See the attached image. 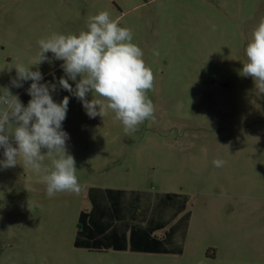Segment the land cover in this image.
<instances>
[{
    "label": "rangeland",
    "instance_id": "rangeland-1",
    "mask_svg": "<svg viewBox=\"0 0 264 264\" xmlns=\"http://www.w3.org/2000/svg\"><path fill=\"white\" fill-rule=\"evenodd\" d=\"M102 11L132 30L153 72L146 94L154 120L125 133L114 112L89 118L58 86L56 102L69 96L63 130L81 192L49 198L43 173L23 168L20 158L0 169V264H264V93L240 74L264 18V0H0V88L8 86L27 105L31 81L12 87L16 72L8 68L33 63L40 39L78 34ZM46 55L51 62L32 70L38 67L42 82H55L53 74L56 80L65 75L63 61ZM217 159L225 164L216 167ZM43 165L50 168L51 159ZM103 187L124 189L120 201L126 205L131 197L136 214L162 208L147 215L167 230L181 218L173 214L177 208L181 216L189 212L169 242L183 252L74 248L78 214L89 208L87 192L103 195ZM163 194L172 199L170 209L157 204ZM112 222L137 226L139 218Z\"/></svg>",
    "mask_w": 264,
    "mask_h": 264
},
{
    "label": "clouds",
    "instance_id": "clouds-1",
    "mask_svg": "<svg viewBox=\"0 0 264 264\" xmlns=\"http://www.w3.org/2000/svg\"><path fill=\"white\" fill-rule=\"evenodd\" d=\"M132 40L130 28L119 26L107 11H102L91 16L86 30L78 34L52 33L40 39L33 63H16L8 68L16 72L10 81L12 87L22 88L24 82L31 81L26 89L31 98L24 105L8 86L0 88V148L4 150L0 169L15 167L20 158L23 168L43 173L41 182L49 198L60 192L79 194L76 161L66 148L70 136L63 130L69 96L58 103L53 93L58 86L69 92L81 102L89 118H103L109 110L114 112L125 133L137 131L146 120H154V104L146 94L153 88V72ZM48 52L55 60L63 61L60 67L65 75L56 80L53 74L55 82H42L44 75L38 67L32 70L33 66L51 62ZM245 52L247 62L240 74L251 77L259 92L264 93V18L254 29ZM89 93L91 100L87 98ZM42 149L47 150L46 154ZM46 156L51 159L50 168L43 165ZM213 163L222 167L225 161L217 159Z\"/></svg>",
    "mask_w": 264,
    "mask_h": 264
},
{
    "label": "crops",
    "instance_id": "crops-1",
    "mask_svg": "<svg viewBox=\"0 0 264 264\" xmlns=\"http://www.w3.org/2000/svg\"><path fill=\"white\" fill-rule=\"evenodd\" d=\"M123 190L124 189H120V188L103 187L102 188V191L104 192L103 195H98L97 193H91V191L88 190L87 199L89 201V208L80 210V212L83 211L87 213V219L91 220L92 223L94 224L93 233H92L94 239L93 245L103 248L111 246V248H108L106 250L103 249L101 251H96V250L94 251V250H87L86 248H82V247H76L73 244L74 248H80L87 250L89 252H97V253H102L111 250V251H130L134 253H144V254H169V255L181 254L183 252L182 245H178V244H177L178 246L172 244L170 245L167 244L163 246L166 249V252H151L152 247L150 245L143 244L138 240L136 244L137 249L131 250L128 248L129 245L125 241H127V237L129 236L130 231L132 229L144 228L148 225L149 222H151L153 226L162 225V228L158 229L163 231L162 236L167 231V229H165L164 227L165 224H163L162 221H160L159 219L154 220L153 217L150 216L154 212L161 211L162 208H157V206L154 205L152 209L150 208L143 209L141 212L145 211L144 215H139V213L136 214V210L132 206H130V202H133L131 197H127L128 200L125 202L123 201V203L126 205H123L121 203L119 198L120 196L119 193ZM129 191L139 192V190H129ZM171 202L172 199L167 194H163V196L160 197L157 204L163 203L165 207L167 204V209H170ZM164 209L166 210V208ZM181 210L182 209L177 208L173 212L175 217L178 218L182 217L181 216L182 212H180ZM147 213H151L149 217ZM125 215L129 216L132 220L139 218V225L134 226V225L126 224L125 226L123 222L120 224L112 222L113 219H117V217L124 218ZM175 223L176 222H174V224ZM172 225H170V227ZM111 230H116L117 233L115 236L117 237V239H115L112 243H108L107 241H104L103 238ZM155 231L153 232V235H155ZM124 246L126 247L125 250H121L122 249L121 247Z\"/></svg>",
    "mask_w": 264,
    "mask_h": 264
},
{
    "label": "trees",
    "instance_id": "trees-1",
    "mask_svg": "<svg viewBox=\"0 0 264 264\" xmlns=\"http://www.w3.org/2000/svg\"><path fill=\"white\" fill-rule=\"evenodd\" d=\"M189 212H186L174 225H172L162 237H157L153 235V232L155 230L161 229L162 225L153 226L151 222L148 223V225L144 228H138V229H132L130 231V234L127 238V241H125L129 245V249L135 250L136 244L139 240V242H142L143 244L150 245L152 248L151 252H166V249L163 247L167 244H170L171 238L174 236L178 229V225L183 224L189 217ZM126 226V224L124 223ZM184 226V225H183ZM93 227L94 224L91 220L87 219V213L81 211L78 216L77 220V230H76V238L74 239V246L76 247H82L86 248L87 250H106L108 248H111V246L108 247H99L93 245L94 239H93ZM116 230H111L107 233V235L104 236L103 240L107 241L108 243H112L115 239H117ZM184 234V233H183ZM83 239V240H78ZM142 240V241H141ZM121 250H125V246L121 247Z\"/></svg>",
    "mask_w": 264,
    "mask_h": 264
}]
</instances>
